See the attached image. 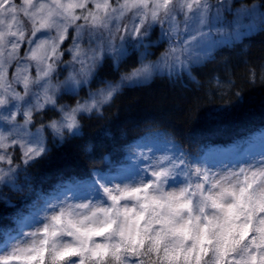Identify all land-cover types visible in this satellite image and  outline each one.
<instances>
[{"label": "snow or ice", "instance_id": "snow-or-ice-1", "mask_svg": "<svg viewBox=\"0 0 264 264\" xmlns=\"http://www.w3.org/2000/svg\"><path fill=\"white\" fill-rule=\"evenodd\" d=\"M221 10H232L227 0H0V162L10 166L0 167V183L17 174L4 154L9 148L19 146L22 163L29 165L46 155L48 130L60 140L76 134L77 115L99 111L125 83L207 56ZM129 13L132 25L121 28L119 21ZM233 23L242 26L239 14ZM70 26L75 35L68 63L79 68L54 83ZM156 27L160 38L153 42ZM165 41L169 47L146 63L148 49ZM129 44L144 49L138 67L117 82L105 81L75 107L58 104V96L79 95L105 60L119 69L131 55ZM49 106L60 119L37 127L34 112ZM139 159L143 163L145 154ZM71 183H86V193L69 195L72 189L61 182L58 194L44 202L34 231L12 236L8 230L0 264H264V150L211 167L181 152L125 175L93 170Z\"/></svg>", "mask_w": 264, "mask_h": 264}, {"label": "trees", "instance_id": "trees-1", "mask_svg": "<svg viewBox=\"0 0 264 264\" xmlns=\"http://www.w3.org/2000/svg\"><path fill=\"white\" fill-rule=\"evenodd\" d=\"M257 2L264 7V0H244ZM70 42L71 35L64 43ZM152 48L156 58L158 48ZM130 53L119 69L105 60L89 84L117 81L137 67L138 50ZM56 115L45 108L35 118L48 122ZM78 120L76 134L67 133L63 140L49 134L46 155L0 185V247L9 229L16 236L26 221L41 216L44 202L58 194L61 182L80 193L87 184L71 181L86 179L93 170L124 175L141 145L170 143L176 155L192 157L213 151L244 157L263 149L264 20L232 44L217 47L189 72L155 73L147 81L123 85L100 111L80 113Z\"/></svg>", "mask_w": 264, "mask_h": 264}, {"label": "rangeland", "instance_id": "rangeland-1", "mask_svg": "<svg viewBox=\"0 0 264 264\" xmlns=\"http://www.w3.org/2000/svg\"><path fill=\"white\" fill-rule=\"evenodd\" d=\"M14 2L19 5L21 3V0H14ZM215 2V0H214ZM227 2L231 5L232 10L230 12L228 11H224L221 10V19H220V25L218 27V29H214V39L216 40V43L213 45L211 51L209 52V54L205 57H203L198 63L205 61L207 58H209L213 51L219 47L220 45L223 44H232L233 41L238 40L244 33L246 32H251L252 30L256 29L259 25L260 22L262 20H264V7H262L258 2L257 3H253V4H246L244 3V0H227ZM89 9L92 8V4L91 2L88 5ZM80 10H77V14H79ZM239 14L241 21H242V26H237L233 23V20L237 17V15ZM21 19H23V17L21 16ZM77 23H81V21H78ZM132 25V20H131V13H129L125 18H123L122 20L119 21V26L121 28H123L124 26H131ZM25 26L26 29H29L30 26L27 24V21H25ZM74 26H70L68 29V36L71 35V42L70 43H64L66 42V40L60 45L59 51L62 53L60 60L56 62V67H57V71L56 73L53 74V82L55 83L56 80L60 79L62 80L66 75H68V73L73 72L75 70H77L79 68V65L76 64L74 67L73 66H69L70 61H72V54L71 52H69V49L72 48V37L75 35V32L73 30ZM113 28L115 29V24L113 25ZM39 36V33L37 34ZM51 35L54 37L56 35L55 31H52ZM47 38V37H44ZM151 41L153 42H157L159 41L160 38V28L156 27L152 30L151 32ZM178 39V38H177ZM153 46L158 48V54L156 56V58H152L151 55L147 56L146 59V63L147 62H152V61H156L157 58L160 56V54L162 52L165 51V49H167L169 47V42L165 41L163 43H154ZM152 46V47H153ZM175 46H179L178 44H176ZM82 47H86V45L82 44ZM129 52L130 49L132 48L131 45H127ZM150 47L148 49V51L152 54V52L154 51V49ZM28 45H22L21 49H20V55L23 56L24 53L27 51ZM144 49L140 48L138 50V54L140 56V53L143 52ZM160 51V52H159ZM197 64V63H194ZM194 64H188L185 67L181 68L179 66L175 67V68H162L160 71L158 72H154L151 77L155 74V73H169V74H177L179 72H189L190 71V67ZM16 62H13V65L9 67L8 70V74H9V78L12 77L14 71H15V67H16ZM139 66V65H138ZM137 66V67H138ZM98 68V66H97ZM96 68V69H97ZM95 69V71H96ZM95 74V72H94ZM31 75L33 77H35L36 75V70L35 67L31 68ZM126 75V74H123ZM94 76V75H93ZM93 76L91 77V79L89 80L88 84H86L83 88L82 91L79 92V95H75V99L74 96L70 95V99L69 100H62L60 99V96L57 97V102L60 105H68L70 107H75L77 101L83 103L84 99L87 98L89 96V93L92 92H96L98 89L103 88L105 86V84H89L90 81L92 80ZM122 76V75H121ZM150 77V78H151ZM149 78V79H150ZM147 79V80H149ZM120 78L117 80L119 81ZM144 80V81H147ZM117 81H113V82H117ZM142 81V82H144ZM126 84H133V83H125ZM123 86V85H122ZM17 90L18 91H22V86H17ZM75 100V102H74ZM102 107V106H101ZM100 107V108H101ZM46 108H51L46 107ZM57 112L58 115L54 116L53 119L50 120H59L60 119V113L58 111V109H53ZM100 111V109H99ZM93 112H98V111H93ZM41 113V112H40ZM39 113V114H40ZM79 115V114H78ZM78 115H77V119H78ZM37 116V113L34 112V116L33 119L36 122V126L38 127L40 124H47L48 122L44 119L41 118H35ZM18 120L21 119V117H17ZM32 132H35V128H30L29 129ZM51 135L53 138H57L54 137L51 134V130H48L45 135L46 137L48 135ZM67 133H65L66 135ZM264 139V137H262ZM263 149H260L256 152H254L253 154H250L248 156H244V157H237V155L231 153V152H227V151H213L212 153H205L203 156L201 157H192V156H185L188 158H196L198 161H203L207 166L211 167L215 164H218L220 162L223 163H229L232 161H237V160H241L244 159L246 157H249L251 155H258ZM3 150H0V152H2ZM140 153H144L145 154V159L144 162L141 163L140 159H139V155ZM6 156L10 155L11 159L13 161L12 167L15 168V170L21 169V167L24 166V164L22 163L24 160V156H23V150L19 147V146H15L12 148H9L7 150L6 153H4ZM176 156V149L170 144H161V143H149L146 145H141L139 148L138 153L133 157V166L131 171L135 168V166L139 165L140 167H144L146 166L149 162L151 161H155L159 158H163V157H175ZM0 167L4 168L5 171H7V169L10 167L9 165H7L6 163L0 162ZM127 174V173H126ZM125 175V174H124ZM14 177H12L13 179ZM4 183H0V185H2ZM87 190L83 191V192H70L69 195H72L73 193L77 194V195H82L84 193H86ZM43 215V213L41 214V216ZM39 216V217H41ZM36 217L34 219H32L33 221H26L25 225H24V229L22 232H28V231H34L35 228L32 227V225L35 224L36 220L39 218ZM25 243H30V241H26ZM2 254H7V252L2 253ZM15 264V262H14Z\"/></svg>", "mask_w": 264, "mask_h": 264}, {"label": "bare ground", "instance_id": "bare-ground-1", "mask_svg": "<svg viewBox=\"0 0 264 264\" xmlns=\"http://www.w3.org/2000/svg\"><path fill=\"white\" fill-rule=\"evenodd\" d=\"M141 143V142H140Z\"/></svg>", "mask_w": 264, "mask_h": 264}]
</instances>
